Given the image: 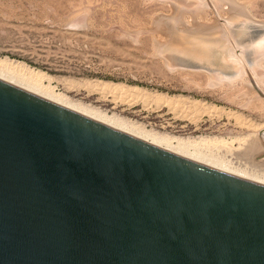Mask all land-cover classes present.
<instances>
[{"label":"water","instance_id":"water-1","mask_svg":"<svg viewBox=\"0 0 264 264\" xmlns=\"http://www.w3.org/2000/svg\"><path fill=\"white\" fill-rule=\"evenodd\" d=\"M0 264H264V184L0 78Z\"/></svg>","mask_w":264,"mask_h":264},{"label":"rangeland","instance_id":"rangeland-1","mask_svg":"<svg viewBox=\"0 0 264 264\" xmlns=\"http://www.w3.org/2000/svg\"><path fill=\"white\" fill-rule=\"evenodd\" d=\"M261 35L264 0H0V56L45 71L67 100L173 146L253 134V162L264 160V98L236 49H247L241 55L264 91V54L252 49ZM100 81L176 103L91 85Z\"/></svg>","mask_w":264,"mask_h":264},{"label":"bare ground","instance_id":"bare-ground-1","mask_svg":"<svg viewBox=\"0 0 264 264\" xmlns=\"http://www.w3.org/2000/svg\"><path fill=\"white\" fill-rule=\"evenodd\" d=\"M160 45L161 42L157 44L158 49L160 48ZM10 59L8 57L0 56V78L5 81L15 84L97 121L172 151L178 155L236 176L264 184V160L257 162H253L251 160L252 155L259 146L258 139L253 134L228 139L217 137H205L196 140L180 139L179 141H176V145L173 146L171 145L173 142L166 137L164 138L153 134L150 135L148 132L139 130L137 127L128 124L126 120L116 118L117 116L115 117L114 115L110 116L103 114L99 111L97 112L91 108L89 109L88 107L67 100L60 93L54 90L50 84L51 77L49 78V75L47 76L44 73L45 71L42 72L40 70H36L27 66V64ZM91 85L106 91H117L125 93L126 95L131 94L133 97L135 96L144 100V102H156L158 104L167 105L170 108L175 106L176 103V100L171 96H167L162 93L152 94L140 87L124 88L119 84L113 85L104 81L95 82ZM239 121L240 120H238V123Z\"/></svg>","mask_w":264,"mask_h":264}]
</instances>
